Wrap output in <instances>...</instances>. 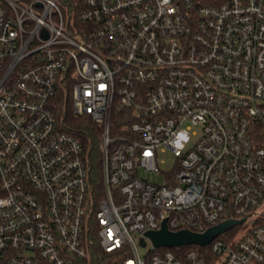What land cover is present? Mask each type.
Returning <instances> with one entry per match:
<instances>
[{"label": "built area", "instance_id": "1", "mask_svg": "<svg viewBox=\"0 0 264 264\" xmlns=\"http://www.w3.org/2000/svg\"><path fill=\"white\" fill-rule=\"evenodd\" d=\"M0 264H264V0H0Z\"/></svg>", "mask_w": 264, "mask_h": 264}, {"label": "trees", "instance_id": "2", "mask_svg": "<svg viewBox=\"0 0 264 264\" xmlns=\"http://www.w3.org/2000/svg\"><path fill=\"white\" fill-rule=\"evenodd\" d=\"M65 94L66 93L61 92L56 98V104L54 105L55 111L61 120L64 121L66 127L82 138L93 166L94 182L95 184H98L100 181V156L96 139L93 137L89 139V135L94 136V134L98 131V128L89 120L87 116H75L73 114ZM191 248L200 247L197 245H189L183 247L182 250H188ZM117 256V253L111 254L108 256V262L112 263V260H117Z\"/></svg>", "mask_w": 264, "mask_h": 264}, {"label": "water", "instance_id": "3", "mask_svg": "<svg viewBox=\"0 0 264 264\" xmlns=\"http://www.w3.org/2000/svg\"><path fill=\"white\" fill-rule=\"evenodd\" d=\"M238 223V221L229 220L209 229L203 234H199L187 230L171 232L167 228L166 222H164L159 231L148 232L146 236L155 248H177L189 245L204 247ZM141 244L145 246L146 243L144 239L141 240Z\"/></svg>", "mask_w": 264, "mask_h": 264}, {"label": "rangeland", "instance_id": "4", "mask_svg": "<svg viewBox=\"0 0 264 264\" xmlns=\"http://www.w3.org/2000/svg\"><path fill=\"white\" fill-rule=\"evenodd\" d=\"M160 159L165 160V163L161 164V168L163 170L171 169L175 163V157H173L169 152L160 154ZM146 175L150 180H156L157 179V176L152 174V173H149ZM151 248H152L151 242L148 241L147 245L145 247L141 248V254L145 255Z\"/></svg>", "mask_w": 264, "mask_h": 264}]
</instances>
